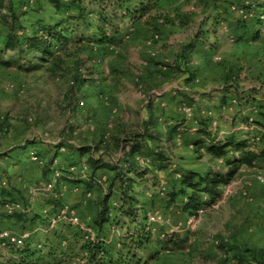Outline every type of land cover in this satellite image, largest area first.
I'll return each mask as SVG.
<instances>
[{
  "label": "rangeland",
  "instance_id": "rangeland-1",
  "mask_svg": "<svg viewBox=\"0 0 264 264\" xmlns=\"http://www.w3.org/2000/svg\"><path fill=\"white\" fill-rule=\"evenodd\" d=\"M127 1L129 9L151 3ZM263 5L264 0H155L141 25H120L115 43L74 42L65 50L54 44V59L34 70L0 64V156L9 154L0 159V191H14L16 210L31 220L37 217L35 223H22L0 211V234L8 232L39 253L48 251L50 240L80 263L83 254L73 236L80 226L70 224V230L65 220L53 225V217L68 208L94 236V221L114 173L106 172L91 189L75 188L66 182L69 174L63 177V168L74 162L78 173L87 176L91 155L118 164L128 139L153 120L152 131L160 139L150 145L164 153L165 168L139 157L148 170L135 187L139 215L149 219L156 238L175 234L177 244L162 250L154 245L142 258L157 255L151 264L264 263V159L255 167L243 166L202 214L184 213L182 197L172 202L170 196L181 189L184 172L224 173L239 156L230 151L216 158L197 145L204 123L218 139L238 132L252 150L264 152ZM77 7L70 6L67 14L41 0L36 10H27L23 25L32 33L40 20H68L79 13ZM96 21L87 18L90 24ZM80 29L87 39L96 37L94 27ZM82 146L90 153L80 156ZM57 154L51 172L46 166ZM52 199L60 200L56 209L47 205ZM117 200L114 196L111 205ZM122 234L116 230L108 241L116 245ZM3 249L0 254L7 257Z\"/></svg>",
  "mask_w": 264,
  "mask_h": 264
},
{
  "label": "trees",
  "instance_id": "trees-1",
  "mask_svg": "<svg viewBox=\"0 0 264 264\" xmlns=\"http://www.w3.org/2000/svg\"><path fill=\"white\" fill-rule=\"evenodd\" d=\"M40 1L0 0V38L3 40V45L0 47V64L4 67L18 66L23 69L27 65L32 70L37 69L54 59L56 53L54 44H59L60 48L65 50L74 42L115 43L116 37L121 33V24L130 22L133 27L141 25L150 15L155 4V0H150L151 3L142 2L134 9H129L127 0H67L70 2L69 5L64 4L65 0H48L57 11L62 10L70 14V6L77 5L79 13L69 15L68 20L64 18L53 24L40 20L36 26H33V32L28 33L22 20L28 16V9L36 10ZM89 16L95 17L96 23H88ZM72 22L76 25L74 26ZM82 27L87 29L94 27L96 37L87 39L84 34L80 35L78 31H81ZM74 34L78 37L72 39L70 36ZM8 53L14 56L5 59ZM22 61L26 63L21 64ZM152 128H156V125L153 120H150L142 133H134L132 138L128 139L127 144L123 146L128 151L118 164L106 163L101 158L97 159L91 155L86 161L88 174L84 177L78 173L80 169L78 170L77 163L73 162L67 169L62 167L65 172H62L63 177L69 174L66 176V182L72 185H84L88 189L100 181L106 172L114 173L109 179L107 192L101 200V206L94 221L95 235L91 236L81 227L73 233L77 239L76 248L83 254L78 264H151L157 255L151 254L149 258L144 259L142 253L152 252L154 245L162 250L168 248L170 244H177L175 234L167 235L164 239L156 238L153 229L147 226L149 219L139 215L141 203L135 187L139 184L138 180L144 179L148 173V170L140 165L139 157L150 158L153 166L165 168L162 165L165 160L164 153L153 151L150 145L151 142L160 139L158 133L153 132ZM199 133L203 138L196 142L197 145L205 148L214 157L224 158L230 151L239 153V156L228 163L229 169L224 173L209 172L202 175L196 171H186L182 174L180 180L182 187L180 190L172 191L171 200L175 202L181 196L182 211L193 215H198L201 209L209 208L217 203L221 197V186L229 185L243 166L255 167L257 161L264 159V152L257 153L252 150L248 139L238 137V132L218 139L212 135L204 123ZM206 139L210 142L206 143ZM77 152L83 156L90 153V148L82 146L77 149ZM6 157H9V154L5 157L0 156V159H6ZM58 157L57 154L51 159L48 157L45 159L46 162L49 159L46 167L50 168L51 172ZM188 189L192 192H188ZM0 192V211L5 217L22 223L37 221V217L29 219L28 213L23 210L8 213L7 206L18 203L17 197L14 191L2 189ZM114 196H118V200L112 206L111 199ZM22 198L27 202L26 196ZM59 201L52 199L47 205H52L56 209ZM106 226L111 228L109 232L105 230ZM66 227L72 229L70 223ZM116 230L122 231L123 234L118 237V243L114 245L108 241V235ZM46 246L48 251L39 253L27 243L9 244L3 249L7 257L0 254V264H75L72 253L55 246L50 240ZM238 262L251 264L244 259H239Z\"/></svg>",
  "mask_w": 264,
  "mask_h": 264
},
{
  "label": "built area",
  "instance_id": "built-area-1",
  "mask_svg": "<svg viewBox=\"0 0 264 264\" xmlns=\"http://www.w3.org/2000/svg\"><path fill=\"white\" fill-rule=\"evenodd\" d=\"M86 170V169H85ZM57 177H60L61 175H59V173H57L56 175ZM53 185H49V189L52 188ZM7 210L9 212H13L14 210H16V206L15 204L13 205H8L7 206ZM205 210L202 209L199 211L198 214H202L204 213ZM53 225L57 224V223H60L61 221H66V222H69L70 224H73V225H79L80 227H82L80 225L79 222V219L77 218V216L73 215L71 212H69V209L68 208H62V210H59L53 217ZM89 237V236H88ZM0 239L2 241V246H6L7 244H13V245H21L23 244V240H19L18 238L12 236L10 233L8 232H2L0 234Z\"/></svg>",
  "mask_w": 264,
  "mask_h": 264
},
{
  "label": "crops",
  "instance_id": "crops-1",
  "mask_svg": "<svg viewBox=\"0 0 264 264\" xmlns=\"http://www.w3.org/2000/svg\"><path fill=\"white\" fill-rule=\"evenodd\" d=\"M70 186H72V184H70ZM77 187H85L84 185H75V188H77Z\"/></svg>",
  "mask_w": 264,
  "mask_h": 264
}]
</instances>
